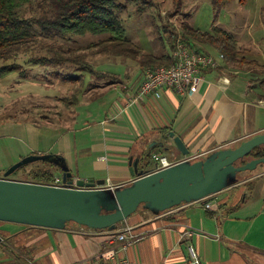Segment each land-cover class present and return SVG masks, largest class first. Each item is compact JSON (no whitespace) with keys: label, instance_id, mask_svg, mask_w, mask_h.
I'll return each instance as SVG.
<instances>
[{"label":"crops","instance_id":"obj_1","mask_svg":"<svg viewBox=\"0 0 264 264\" xmlns=\"http://www.w3.org/2000/svg\"><path fill=\"white\" fill-rule=\"evenodd\" d=\"M193 46L190 50L195 52L219 54L208 45ZM162 48L152 55L171 57L173 48L169 53L163 52L165 45ZM88 64L93 79L86 87L80 74L71 86L59 84L58 96H40L47 102V111L34 119L35 125L60 134L27 143L28 152L23 155H58L74 178L117 186L135 179L128 170L129 159L138 158L141 167L149 154L154 169L152 155L181 158L170 132L183 141L189 154H204L201 160L264 133V84L259 73L264 64L243 68L223 59L216 69L203 71V81L191 96L164 89L158 98L147 95L136 100L149 68L136 61H122L119 71H101L93 60ZM252 73L260 77L257 82L250 78ZM11 155L10 164L1 160L0 177L11 163L25 157L20 152ZM11 179L23 181L21 176ZM206 202L211 209L204 207ZM125 228L136 239L120 253L130 264H186L188 246L201 264H264V168L204 201L162 212L140 207L113 230L2 222L0 264H87L108 246V238Z\"/></svg>","mask_w":264,"mask_h":264},{"label":"rangeland","instance_id":"obj_2","mask_svg":"<svg viewBox=\"0 0 264 264\" xmlns=\"http://www.w3.org/2000/svg\"><path fill=\"white\" fill-rule=\"evenodd\" d=\"M114 1L121 7L116 14L127 38L141 47L145 54L161 53L162 45H165L163 52L169 53L170 42L175 44L177 40L181 41L180 26L187 23L202 32H210L214 27L227 31L234 37L241 50L245 51V60L254 61L258 65L255 68L264 64V0H180L179 3L174 0H145L149 5L144 11H139L138 3L127 0ZM54 2L55 0H31L20 10L19 15L31 19L51 17L55 10ZM171 33L176 36L169 40ZM106 38V35L92 34L59 35L34 26L30 40L20 44L18 49L11 53L12 61L15 60L19 67L8 76L0 78V162L6 160L4 164H10L13 152H20L21 156L28 152L27 143L44 142L46 135L53 139L60 134L58 131L52 133L34 123V119L47 111V102L41 95L58 96V85L66 83V86H71L80 74L84 75V87L93 79L90 72L68 62L42 66L31 64L30 61L43 57L56 61L78 58L80 61L82 55L87 53V63L93 60L99 64L98 69L101 71H119L123 68L122 61L134 63V60L129 58L90 54L97 49L96 45ZM91 45L92 48L89 47ZM9 64L10 60H0V68ZM131 66L128 64V67ZM245 67L249 66L245 63L243 68ZM244 74L242 70L241 75ZM255 74H250V78H260ZM45 167L52 175L60 174L59 169L53 165L34 162L20 167L10 178L21 176L24 180L34 169ZM263 168L264 164H261L255 170L239 172L237 179L252 175ZM64 226L89 230L73 222H67ZM14 244L10 238V246Z\"/></svg>","mask_w":264,"mask_h":264},{"label":"water","instance_id":"obj_3","mask_svg":"<svg viewBox=\"0 0 264 264\" xmlns=\"http://www.w3.org/2000/svg\"><path fill=\"white\" fill-rule=\"evenodd\" d=\"M169 136L181 156L189 154L178 136L172 132ZM263 145L264 133L234 148L216 151L203 160L182 162L156 172H152L149 154L141 167H138V158L129 159L128 170L135 179L114 190L98 188L104 185L103 180L88 183L74 178L58 155H31L10 166L0 177V221L48 229H62L67 222H73L92 230H113L139 206L162 212L216 194L237 180V173L252 171L264 164L263 156L236 166L248 153ZM34 162L59 169L64 185L10 178L17 169Z\"/></svg>","mask_w":264,"mask_h":264},{"label":"trees","instance_id":"obj_4","mask_svg":"<svg viewBox=\"0 0 264 264\" xmlns=\"http://www.w3.org/2000/svg\"><path fill=\"white\" fill-rule=\"evenodd\" d=\"M128 2L138 3L139 11H144L148 7L145 0H127ZM226 1V0H225ZM31 0H0V60L11 61V64L0 68V78L8 76L19 66L15 60L12 61V52L18 49L20 44L26 43L31 38V32L34 26H40L43 30L52 31L55 34L72 35H106L107 38L98 43L97 49L90 52L92 55L111 56L129 58L136 61L143 68H154L157 66H169L172 59L169 55L163 54L154 56L143 53L138 45L131 42L125 33L116 12L121 8L114 0H55V10L51 17L42 18H23L19 15L20 10L30 3ZM179 3L180 0H174ZM181 41L189 48L193 45H208L214 51L224 56L227 63L243 66H258L254 61L245 60V51L241 50L234 37L221 28H212L210 32H202L193 29L187 23L180 26ZM175 34L171 33L170 39H174ZM174 36V37H173ZM174 42H170V48H173ZM90 48L93 45L89 46ZM199 51V50H196ZM87 53L82 55L81 60L37 58L32 59L31 64L36 65H54L68 62L79 66L93 73L86 61ZM82 66V68H81ZM261 80L264 84V65L260 67ZM264 156V145L252 150L237 165H242L250 160ZM53 179V175L44 168L34 169L31 175L23 181L48 184Z\"/></svg>","mask_w":264,"mask_h":264},{"label":"built area","instance_id":"obj_5","mask_svg":"<svg viewBox=\"0 0 264 264\" xmlns=\"http://www.w3.org/2000/svg\"><path fill=\"white\" fill-rule=\"evenodd\" d=\"M171 59L172 64L169 66H157L145 71L144 79L136 91L135 100L147 95H153L158 98L160 97V92L164 89L172 90L179 95L191 96L197 91L203 81V71L206 69H216L219 66V61L223 60L224 56L218 54L215 57L192 51L183 42L177 40L171 52ZM203 155L188 154L173 160H169V158L161 155H152L151 158L156 161V166L152 172L167 169L182 162L192 163ZM48 184L53 186L64 185L61 175L54 177ZM124 186L126 184L113 186L104 183V185L98 188L114 190L117 187ZM204 207L211 209V204L206 202ZM135 240V237L130 234V228H125L116 233L113 238H108V246H104L102 251L95 254L87 264H130L128 259L120 256V253L131 246ZM187 253L186 264H201L192 246L187 247Z\"/></svg>","mask_w":264,"mask_h":264}]
</instances>
